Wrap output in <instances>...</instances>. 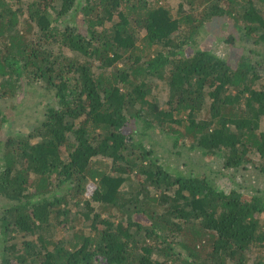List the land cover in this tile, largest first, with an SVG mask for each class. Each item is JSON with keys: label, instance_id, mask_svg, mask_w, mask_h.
Here are the masks:
<instances>
[{"label": "trees", "instance_id": "obj_1", "mask_svg": "<svg viewBox=\"0 0 264 264\" xmlns=\"http://www.w3.org/2000/svg\"><path fill=\"white\" fill-rule=\"evenodd\" d=\"M174 1L0 0V264H264V0Z\"/></svg>", "mask_w": 264, "mask_h": 264}, {"label": "rangeland", "instance_id": "obj_2", "mask_svg": "<svg viewBox=\"0 0 264 264\" xmlns=\"http://www.w3.org/2000/svg\"><path fill=\"white\" fill-rule=\"evenodd\" d=\"M174 0H170V3H174ZM211 39L208 42V45L211 43L213 45H215V38H216V34L215 35H211ZM204 44H206V41L204 42ZM218 48H224L225 46L223 44H219ZM234 53L235 51H233V55L231 56V61H235L234 59ZM42 93L43 96H47V91H43L42 89L38 90V92H34L31 94L28 93L26 94V96L22 99V104L19 105L20 101H0V108L5 112L6 116H8L7 118L11 119V123L8 125L9 131H11L12 133H17V132H21V131H25L28 129V131H32L33 130V126L32 124L34 123V118H32V112H34L35 110H33V107L35 106L36 102H38L39 100L43 99L40 97V94ZM41 98V99H40ZM19 105V107H13L15 105ZM43 106L40 105V110H42ZM18 111L22 112V114L20 116H18ZM30 114V115H29ZM37 118V113L35 115V119ZM260 129L262 131H264V119L261 123ZM152 145V143H151ZM169 150L171 148V145H169ZM168 149L166 151H161L162 155L165 156L168 159V163L166 164H178L180 167L178 168L179 170H183L185 171H189V172H193V173H204L206 176L211 177L213 179H215L217 181L218 184H220V186H227V189H230L232 187V182L231 180H229V178L227 176H224L221 173H218L216 170V167L214 164L211 163L210 160H203V162L198 165V163H191L190 164H185L182 160H179L177 158V154L178 156L181 158V156L179 155V150H175L174 153H171ZM181 152V151H180ZM255 160H258V158L252 157ZM251 168V167H250ZM172 169L174 171H176L177 169H174V167H172ZM216 170V171H215ZM255 174V170L249 169V170H241L239 172L236 173V178L238 181V183L242 184V191L245 193H250V192H254L256 189H264V179L263 178H258L255 179L253 177V175ZM212 179V180H213Z\"/></svg>", "mask_w": 264, "mask_h": 264}]
</instances>
